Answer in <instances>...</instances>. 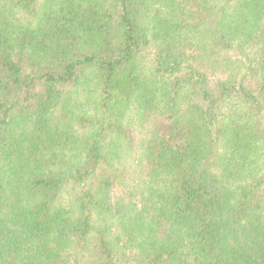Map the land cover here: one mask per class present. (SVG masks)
Returning a JSON list of instances; mask_svg holds the SVG:
<instances>
[{
    "label": "trees",
    "instance_id": "obj_1",
    "mask_svg": "<svg viewBox=\"0 0 264 264\" xmlns=\"http://www.w3.org/2000/svg\"><path fill=\"white\" fill-rule=\"evenodd\" d=\"M0 264H264V0H0Z\"/></svg>",
    "mask_w": 264,
    "mask_h": 264
}]
</instances>
